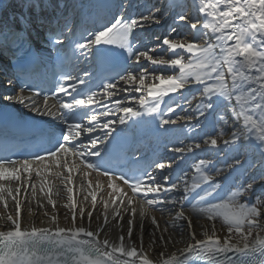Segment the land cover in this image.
Instances as JSON below:
<instances>
[{
	"label": "snow or ice",
	"instance_id": "1",
	"mask_svg": "<svg viewBox=\"0 0 264 264\" xmlns=\"http://www.w3.org/2000/svg\"><path fill=\"white\" fill-rule=\"evenodd\" d=\"M18 7L0 18V48L13 49L18 70L8 84L18 81L19 94L0 101L35 115L15 124L14 133L9 117L0 116V152L23 145L30 156L14 160L0 154V181L17 184L16 195L0 184V200L7 207L4 194L11 197L16 211L0 217V264H264V191L256 195L254 188L258 181L264 190V0H164L163 5L149 0L136 14L128 10V0H108L100 6L102 14H85L78 3L65 14V0H19ZM169 15L175 25L169 34L155 37V47L143 46L145 31L167 23ZM181 24L186 31H177ZM33 40L47 44L50 80L33 79L30 69L49 62ZM49 95L58 98V108L48 103ZM159 137L180 156L175 176L165 174L173 164L155 151L152 158L145 155ZM253 152L258 177L251 183L237 180L255 166L249 159ZM188 160L189 168H181ZM52 167L67 174L52 173ZM74 173L81 174V191L92 173L108 178L111 191L99 199V209L103 186L87 180L88 206L78 205ZM33 174L41 192L47 189L54 214L45 211L47 223L25 226L30 212L22 214L19 196L27 182L35 196ZM52 175L68 193L63 225L52 198ZM133 197L146 205L141 228L148 218L159 229L150 213L167 209L182 223L166 222L163 232L169 226L183 232L186 225L185 246L166 253L171 241L160 234L151 241L150 258L143 235L132 239Z\"/></svg>",
	"mask_w": 264,
	"mask_h": 264
},
{
	"label": "bare ground",
	"instance_id": "2",
	"mask_svg": "<svg viewBox=\"0 0 264 264\" xmlns=\"http://www.w3.org/2000/svg\"><path fill=\"white\" fill-rule=\"evenodd\" d=\"M4 4L7 7V0ZM151 1H155V0H151ZM130 2L135 5L136 4V8L138 10V12L143 10V5L148 3V0H145L143 2V0H128V4H130ZM142 3V5H141ZM164 0H158V4L159 5H163ZM137 4H139L137 6ZM133 8H135L134 6H132ZM169 25H174L172 17L169 15L167 17V23H165L164 21L161 22L160 25H153L150 29H147L145 31V33L143 34L142 38L144 39V41L146 42L145 44H149L150 42H152L154 40V42L159 41L158 39H156L155 37H159L160 39H163V34L165 35V29H167L169 27ZM177 31H186L185 29H183V25L181 24L179 28H177ZM175 34V33H174ZM173 34V35H174ZM152 36V41L150 40ZM167 35V33H166ZM190 36V37H189ZM189 40H186V42L190 41L192 39L191 34L188 35ZM167 55H169V53L165 54V58H167ZM158 71H161L158 69ZM158 82V81H157ZM137 96H139V94H136ZM171 95H176V94H171ZM167 99V98H165ZM196 101L193 102V104H195ZM179 111V110H178ZM173 156H175V162H178L180 160V156L177 153H173ZM179 156V157H178ZM243 158V157H242ZM249 159L251 161H253L255 163V166L253 168L256 167L255 169V173L258 172V170H260L259 168V163H257V159H258V154L257 153H249ZM192 163L191 160H188L187 162H185V164L190 165ZM189 174H193V172L189 173ZM244 172H242L238 177L241 178L243 176ZM87 180H90L93 184V187H95V185L97 183H100L102 185V181L94 176V175H90L89 177L86 178L85 180V189L84 191H81V174L78 173H74V193L75 196L77 198V203L78 205H82V206H88L86 202L83 201V196L86 194L87 189ZM52 182V186H53V199L56 201V205H57V210L60 213V222L61 224H65V217L64 214L66 213V209L64 207L65 204L68 203V200L66 199L68 193L66 192V188L65 185L61 183L60 180H50ZM103 186V185H102ZM25 187L27 188V191H25ZM104 191L100 192L98 195V209H99V199L100 198H107V193L111 191V189H109L106 186H103ZM57 190L59 191V196H57L55 193ZM31 185L27 186L25 185L24 187H21V195L19 196V198L22 201V214H27L30 212L29 215H27V218L25 220V226H27V222L28 221H35L37 224L40 223V221H44L45 223L48 222V217H46L44 215V212L47 211L49 214H54V210L52 208V206L47 202V189L45 188L44 192H41L40 188L36 186V194L35 196H33L31 194ZM260 191H264L262 189H260ZM258 191V192H260ZM14 195H16L14 193ZM7 200V207H5V200H0V217H6L7 215L11 214L13 216H15L16 211H15V201L11 202L10 199L11 197L5 198ZM90 200V198H89ZM134 203L130 206V207H134L136 209V217H135V222H136V228L135 231L133 232V236L132 239L133 240H138V237L142 234L143 235V242H144V247L145 250L148 251L150 258L155 254L152 247H151V241L156 237L159 236L160 234L165 235L171 242L168 244V247L166 249H164V251L166 253H171L179 248H182L185 246V244L188 242V237H187V227L186 225H183V232H181L180 228L177 229H173L171 226L168 227V231L167 232H163V229L166 226V222H175L177 224H181L182 222L179 221H174V213L169 212L168 210H165L164 213L161 212H156V211H152L150 213L151 216H154L160 223V227L159 229H154L153 225L151 223V220L148 218H143V227L141 228V214H140V210L141 207L143 206L141 203H139L137 200L134 199ZM40 205H43V207H41ZM125 205L127 206V198L125 200ZM188 214H191L192 216H195V213H192L191 210H188ZM94 217H95V213H94ZM123 219L125 221L124 224V229L125 232L127 230V221L129 219V216L125 213L123 214ZM3 225H4V219H0V230H3ZM93 226H95V223L93 224ZM196 231H200L199 228L195 229ZM155 234L152 235V234ZM109 234L112 238H115V236L117 235V233L115 231H112L111 229L109 230ZM222 235V233H220ZM103 238V237H102ZM156 248L161 247L159 245V243H157V245L155 246Z\"/></svg>",
	"mask_w": 264,
	"mask_h": 264
},
{
	"label": "rangeland",
	"instance_id": "3",
	"mask_svg": "<svg viewBox=\"0 0 264 264\" xmlns=\"http://www.w3.org/2000/svg\"><path fill=\"white\" fill-rule=\"evenodd\" d=\"M145 0H143V2H144ZM148 2H149V0H148ZM150 2L151 3H158V0H155V1H151L150 0ZM173 27V25H169V27H168V29L165 31L167 34H169V32H170V30H171V28ZM174 34V33H173ZM191 33H189L188 35H190ZM166 35V34H165ZM164 35V36H165ZM190 37V36H189ZM189 37L187 36V40H189ZM152 44L149 46V47H155V46H157L158 44H159V41H157V42H154V40H153V42H151ZM194 102V101H193ZM258 160V159H257ZM257 163H258V161H257ZM255 169H256V167L255 168H253V167H251V168H248L246 171H244V174H243V176L241 177V178H238L237 180H239V181H243V182H248V183H251L252 182V178L253 177H258V175H259V172H260V170H258V172L257 173H255L254 171H255ZM254 188H256L257 189V193H256V195H259L260 193H261V191H260V187H259V182L257 181V183H255L254 184ZM258 191H260V192H258ZM256 195H252L251 196V199H256Z\"/></svg>",
	"mask_w": 264,
	"mask_h": 264
}]
</instances>
